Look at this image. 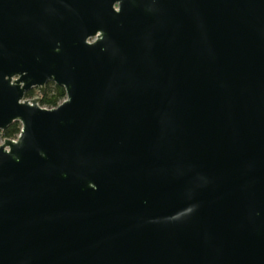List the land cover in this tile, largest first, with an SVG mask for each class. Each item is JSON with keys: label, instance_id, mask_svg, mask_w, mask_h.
<instances>
[{"label": "water", "instance_id": "obj_1", "mask_svg": "<svg viewBox=\"0 0 264 264\" xmlns=\"http://www.w3.org/2000/svg\"><path fill=\"white\" fill-rule=\"evenodd\" d=\"M0 264H264V0H0Z\"/></svg>", "mask_w": 264, "mask_h": 264}, {"label": "trees", "instance_id": "obj_2", "mask_svg": "<svg viewBox=\"0 0 264 264\" xmlns=\"http://www.w3.org/2000/svg\"><path fill=\"white\" fill-rule=\"evenodd\" d=\"M34 92L27 94V98L33 97ZM66 99V91L64 88L57 86L54 83H50L47 86L46 92L43 95L41 105L54 108ZM21 131V125L19 123L13 124L4 132V138L14 139L17 138Z\"/></svg>", "mask_w": 264, "mask_h": 264}, {"label": "flooded vegetation", "instance_id": "obj_3", "mask_svg": "<svg viewBox=\"0 0 264 264\" xmlns=\"http://www.w3.org/2000/svg\"><path fill=\"white\" fill-rule=\"evenodd\" d=\"M50 84V83H49ZM48 86V85H47ZM46 89H47V87H46ZM30 92H34V95H33V97H31V98H27V99H34V98H40L41 99V101H42V98H43V95L44 94H41L40 92H39V90L38 89H33V90H31ZM30 92H28V93H30ZM46 92V91H45ZM44 92V93H45ZM27 93V94H28ZM27 96V95H26ZM40 104H41V102H40ZM20 124V123H19ZM21 125V124H20Z\"/></svg>", "mask_w": 264, "mask_h": 264}, {"label": "built area", "instance_id": "obj_4", "mask_svg": "<svg viewBox=\"0 0 264 264\" xmlns=\"http://www.w3.org/2000/svg\"><path fill=\"white\" fill-rule=\"evenodd\" d=\"M43 107H45V106H43ZM46 108H48V107H46ZM14 139H16V138H14Z\"/></svg>", "mask_w": 264, "mask_h": 264}]
</instances>
